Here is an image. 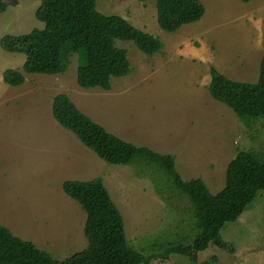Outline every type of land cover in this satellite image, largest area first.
<instances>
[{"label": "rangeland", "instance_id": "rangeland-1", "mask_svg": "<svg viewBox=\"0 0 264 264\" xmlns=\"http://www.w3.org/2000/svg\"><path fill=\"white\" fill-rule=\"evenodd\" d=\"M0 39L41 29L38 0H4ZM200 21L175 33L156 23L155 0H96V10L116 15L156 37L161 51L147 56L131 42L116 41L130 64L110 90L76 84V56L61 75H24L21 86L2 82L7 69L21 71L25 57L0 48V223L14 236L61 261L86 247L85 214L62 191L66 180L100 178L124 222L127 242L143 255L160 254L169 243L193 238L191 208L142 162L108 165L52 117V99L65 94L109 133L175 159L183 180L200 178L216 194L228 163L239 151L264 160V118L241 123L208 94L209 71L255 83L264 52V0H199ZM233 253L212 245L196 254L200 264H264V192L221 230ZM150 264H191L181 255Z\"/></svg>", "mask_w": 264, "mask_h": 264}, {"label": "trees", "instance_id": "trees-1", "mask_svg": "<svg viewBox=\"0 0 264 264\" xmlns=\"http://www.w3.org/2000/svg\"><path fill=\"white\" fill-rule=\"evenodd\" d=\"M144 3L148 0H136ZM249 3L252 0H240ZM35 18L41 29L27 34L4 35L0 48L25 57L21 71L7 69L2 82L21 86L24 75H61L76 56V84L84 90H110V81L126 77L130 64L124 49L116 41L131 42L141 53L152 56L162 44L127 20L103 15L96 10V0H38ZM9 4L0 0V14ZM157 26L166 33L197 23L205 14L199 0H155ZM209 96L229 108L237 119L248 125L264 118V52L255 83L228 79L214 68L209 71ZM51 114L57 124L108 165L142 162L162 175L166 185L185 197L191 208L193 238L188 243H169L160 254L143 255L126 240L123 218L112 201L102 179L66 180L62 191L85 214L83 234L86 247L58 261L33 243L14 236L0 223V264H150L170 255L185 256L191 264L196 254L209 245L233 253L231 244L221 238V230L234 222L259 192H264V160L250 151H239L225 171L222 190L212 194L200 178L183 180L175 168V159L148 147H138L109 133L82 113L70 98L59 94L52 99ZM216 257L200 264H213Z\"/></svg>", "mask_w": 264, "mask_h": 264}]
</instances>
